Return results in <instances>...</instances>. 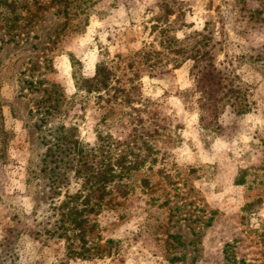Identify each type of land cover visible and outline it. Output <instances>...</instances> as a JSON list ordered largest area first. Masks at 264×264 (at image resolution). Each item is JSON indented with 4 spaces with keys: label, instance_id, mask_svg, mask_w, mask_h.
Returning a JSON list of instances; mask_svg holds the SVG:
<instances>
[{
    "label": "rangeland",
    "instance_id": "obj_1",
    "mask_svg": "<svg viewBox=\"0 0 264 264\" xmlns=\"http://www.w3.org/2000/svg\"><path fill=\"white\" fill-rule=\"evenodd\" d=\"M0 264H264V0H0Z\"/></svg>",
    "mask_w": 264,
    "mask_h": 264
},
{
    "label": "trees",
    "instance_id": "obj_2",
    "mask_svg": "<svg viewBox=\"0 0 264 264\" xmlns=\"http://www.w3.org/2000/svg\"><path fill=\"white\" fill-rule=\"evenodd\" d=\"M196 89L197 88H199V81L197 80V82H196ZM95 89H98V88H95ZM200 119L202 120V116L200 117ZM55 131H58L59 133L62 131V128H59V129H55ZM60 140L62 139V140H64V141H62V142H60L62 145H64L65 147H67V145H68V142L64 139V137H60L59 138ZM56 145H57V142H56ZM77 145V144H76ZM117 171L115 170V168H114V164H111V163H109V164H107V168L105 169V174H106V181H111V179L115 176V175H118L117 173H116ZM251 203H248L247 205H246V207L244 208V210H246V213H248V214H250L251 212H252V210H251ZM84 221H86V219H84V218H81L79 221H78V224L79 225H81L82 224V222H84Z\"/></svg>",
    "mask_w": 264,
    "mask_h": 264
}]
</instances>
